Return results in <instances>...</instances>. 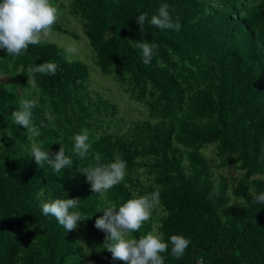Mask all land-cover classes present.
I'll return each instance as SVG.
<instances>
[{
  "label": "trees",
  "instance_id": "16d2710c",
  "mask_svg": "<svg viewBox=\"0 0 264 264\" xmlns=\"http://www.w3.org/2000/svg\"><path fill=\"white\" fill-rule=\"evenodd\" d=\"M53 1L81 26L98 73L144 117L127 123L92 86L89 65L54 42L16 58L0 49V264H126L112 259L95 220L133 193L154 191L160 205L132 235L163 232L164 264H264V204L254 200L264 192V0ZM163 4L180 31L148 23ZM52 30L78 38L58 20ZM137 42L158 45L150 64ZM42 62L55 63L56 74H29ZM4 72L17 73L20 92ZM24 99L36 101L33 140L53 155L63 137L71 167L54 172L31 157L27 129L12 117ZM84 128L91 148L81 159L74 136ZM97 153L100 164L116 156L127 163L124 180L103 195L80 172L97 164ZM41 189L47 199L79 198L91 218L66 232L42 214ZM172 235L190 241L179 259Z\"/></svg>",
  "mask_w": 264,
  "mask_h": 264
},
{
  "label": "clouds",
  "instance_id": "9594fccd",
  "mask_svg": "<svg viewBox=\"0 0 264 264\" xmlns=\"http://www.w3.org/2000/svg\"><path fill=\"white\" fill-rule=\"evenodd\" d=\"M59 14V8L53 0H0V49L5 50L7 55L13 58L19 57L29 45L41 43L42 39L50 34ZM146 19L147 14H140L137 17L141 32L144 31ZM148 23L161 30L181 29L179 21H173L168 4L161 5L157 14L152 15ZM133 46L141 50L146 65L151 63L154 50L158 48L156 43L148 42H137ZM65 53L67 57H74L77 53L76 46L74 44L67 46ZM57 67L53 62H42L30 68L29 74L55 75ZM35 106V100L24 99L20 101L18 110L12 113L14 123L27 129L28 138L32 141L31 157H34L38 166H43L47 162L54 172L71 167L73 159L65 154L63 137L55 141L60 143L61 147L53 155H50L49 150H42L41 145L33 140V137L40 135L39 128L32 120L31 110ZM90 148L89 130L84 128L74 136V152L83 159L88 155ZM95 160L97 161L95 166H89L80 172L86 174L92 192L103 195L124 180L127 163L116 156L107 165L100 164L98 153L95 154ZM36 198L41 201L42 214L55 217L66 232L75 230L78 222L91 218L79 210V198L47 199L43 189L36 193ZM254 200L264 204V192L254 196ZM159 205V191H154L145 195L133 193L132 198L119 207L107 206L102 209L103 215L96 218L94 226L108 233L105 241H110L107 250L113 260L124 261L126 264H164L161 253L168 251L169 243L165 242L163 232L154 229L139 238L132 235L140 230L144 222L151 219L153 211ZM169 241L172 246L171 254L177 259L183 256L190 243L182 235H172Z\"/></svg>",
  "mask_w": 264,
  "mask_h": 264
},
{
  "label": "rangeland",
  "instance_id": "374dc122",
  "mask_svg": "<svg viewBox=\"0 0 264 264\" xmlns=\"http://www.w3.org/2000/svg\"><path fill=\"white\" fill-rule=\"evenodd\" d=\"M63 3L68 4L69 0H62ZM54 2V1H53ZM55 3V2H54ZM56 4V3H55ZM57 5V4H56ZM58 6V5H57ZM59 8V17L58 21L70 31H73L78 34V38H74L68 34L51 31L50 34L43 38L42 40H48L58 44L59 46L66 48L69 45L74 44L77 48V53L75 58L80 59L81 61L89 65L90 72V81L92 86L103 92L106 96L110 97L115 101L120 109V115L130 122L131 120H136L144 117L142 106L133 104L128 101L126 95L113 84L112 80L106 77H103L98 73L96 66L93 64L94 52L89 45L88 39L83 35L81 26L76 22V19L73 16L67 14L66 9ZM5 77L8 82H10L15 88H18V79L17 73L13 72H4ZM2 76V75H0ZM19 92L21 91L18 88ZM207 154L210 155V151H207ZM233 173V172H231ZM91 260V259H90ZM90 264H95L93 261H88ZM88 263V264H89Z\"/></svg>",
  "mask_w": 264,
  "mask_h": 264
}]
</instances>
